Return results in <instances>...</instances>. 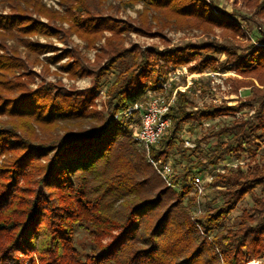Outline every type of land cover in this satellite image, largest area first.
I'll return each instance as SVG.
<instances>
[{"label":"trees","instance_id":"obj_1","mask_svg":"<svg viewBox=\"0 0 264 264\" xmlns=\"http://www.w3.org/2000/svg\"><path fill=\"white\" fill-rule=\"evenodd\" d=\"M77 1L65 15L40 3L37 9L51 21L47 23L27 16L16 3L9 7L12 12L0 13V40L17 38V31L51 35L61 31L54 25L57 20H66L69 30L84 39L87 47L94 46L102 31L111 32L101 48L103 62L96 68L67 52L72 58L64 62L63 70L71 76L91 77V85L84 89H65L51 82L29 88L24 80L27 74L21 70L23 60L0 41V117H5L0 118V264H249L256 259L264 264V160L245 171L237 168L216 174L213 178L222 186L218 190L222 200L196 214V193L183 182L202 169L196 172L193 164L184 165L172 178L181 185L168 187L133 134L138 117H114L144 100L148 90L162 91L159 77L167 78L170 65L176 68L193 60L189 71L207 67L217 71L219 62L212 54H224L226 68L255 77L264 86V44L242 46L244 50L238 51L239 44L205 42L135 52V47L121 40L126 27L82 7L86 0ZM129 1H142L158 13L154 16L158 33L164 27L244 31L203 0ZM251 5L264 12V0ZM146 20L140 21L139 29L150 34ZM22 42L30 53H43L49 47L28 39ZM120 61L123 68L105 88L109 109H98L95 91ZM241 85L249 87L248 101L196 110L186 109L191 103L187 92L177 89L168 112L171 124L151 147V155L167 157L186 119L235 112L251 101L260 100L262 109L264 88L248 79ZM260 120L257 127L248 120L223 126L219 133L226 139L209 146L195 164L206 167L226 154L251 152L256 130L264 126V117ZM256 187L262 194L254 197L250 210H243L237 222L211 235L212 226ZM76 223L87 224L96 241L84 259L72 244Z\"/></svg>","mask_w":264,"mask_h":264},{"label":"rangeland","instance_id":"obj_2","mask_svg":"<svg viewBox=\"0 0 264 264\" xmlns=\"http://www.w3.org/2000/svg\"><path fill=\"white\" fill-rule=\"evenodd\" d=\"M203 1L211 5L214 13L225 12L228 18L234 20L244 30L243 34L232 33V35L229 31H225L218 26L213 27L209 32L196 28L164 27L158 33L159 29L154 17L158 16V13L145 7L142 1L86 0L81 6L85 5L92 9L93 13L109 17L117 25L126 27L127 29L120 33L121 40L124 41L125 46L135 47V52L149 47L162 50L176 46L199 45L205 42H218L234 46L239 44L241 48L237 49L238 51L244 50L242 46L264 44V42L260 43L261 38H263L262 32H264V12L251 5L254 0ZM77 2L79 3L77 0H0V13L12 12L13 10L9 7L16 3L24 10L21 12H24L27 16L47 23L50 20L37 9L40 3L46 8H52L65 15L68 8L75 6ZM146 9L148 10L146 11ZM143 14H146V18ZM142 19H147L146 21L151 24L148 28L150 34L143 33L139 29ZM54 23L57 28H61V31L52 32L51 35L43 33L20 35V32L17 31V38L16 36H7L0 40L1 44L13 48L12 51L23 60L24 67L21 70L27 74L24 80L29 88L50 82L53 85H61L65 89L88 88L91 85L89 75L71 76L63 70L62 65L64 62L72 58L67 56V52L69 55H77L78 59L84 60L83 58H85L91 68H96L103 62L104 57L101 48L105 42V37L110 36L111 32L102 31L99 38L94 42V46L87 47L88 43L86 44L84 39L69 30V23L66 20H57ZM5 34L9 35L8 32ZM27 39L35 44H47L49 47L43 53H30V50L22 45V40ZM211 56L218 59L220 68L217 71L211 70L209 67L201 72L189 71L188 66L192 64L193 60L178 65L176 68H172L170 65L167 78L162 79V77H159L164 94H171L173 91L176 94L177 89L180 91L185 90L187 98L191 101L190 104L186 105V109L196 110L208 106L233 105L248 101L249 96L251 97V95H248L249 87L241 85V81L246 79L252 80L256 87L264 88V86L259 85L255 77L246 76L243 73H237L226 68L227 66L224 65L225 62L223 61L224 54H212ZM124 63H126V60L122 62V64ZM122 64L121 61L117 62L115 67L110 69L103 77L100 88L95 91L94 106L96 108L104 109V111L109 109L105 103L107 99L105 88L118 71H121ZM157 92L159 91L148 90L144 100L150 94ZM263 117L264 107L260 109L259 100V102L251 101L249 105H244L235 112L218 114L209 119H186L180 124L176 131V140L167 157L172 160L174 173L180 172L184 165L189 166L191 164L195 166L192 171L197 172L199 167V169H202L200 173H197L204 180L203 190L200 194L194 191L197 206L202 212L216 206L222 200V196L218 191L222 186L215 184L213 178L216 174H227L237 168L245 171L253 164H260L264 160V126L256 130L257 137L254 139V143L249 145L251 152H243L239 155L226 154L215 165L208 164L206 167L195 163L203 159L202 156L208 151L209 146L226 139L219 133L223 126H230L234 122L248 120L257 127ZM0 118L5 117L1 116ZM136 118L137 115L134 116V119ZM4 125L8 126L5 123ZM261 194L260 187H256L252 193L245 195L222 220L212 226L210 234L212 235L218 230L237 222L241 212L250 210L254 197ZM90 230L87 224L76 223L74 225L72 244L81 259H84L86 254L91 253L96 247L94 234ZM259 261L260 259L251 260L249 264H257Z\"/></svg>","mask_w":264,"mask_h":264},{"label":"built area","instance_id":"obj_3","mask_svg":"<svg viewBox=\"0 0 264 264\" xmlns=\"http://www.w3.org/2000/svg\"><path fill=\"white\" fill-rule=\"evenodd\" d=\"M174 101L175 91L168 96V93L164 94L162 90L150 94L146 100L137 101L123 111L115 113L114 117L137 115L139 121L134 126L133 134L143 148L147 160L168 187L178 188L181 184L172 180L174 174L172 160L168 157L162 159L151 155V147L158 144L171 124L168 112ZM203 181L200 174L195 173L188 175L183 183L192 186L193 190L200 194L203 190ZM200 212L201 210L197 208L196 214Z\"/></svg>","mask_w":264,"mask_h":264}]
</instances>
